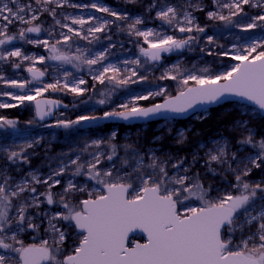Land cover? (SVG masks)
<instances>
[{
	"label": "snow or ice",
	"instance_id": "obj_1",
	"mask_svg": "<svg viewBox=\"0 0 264 264\" xmlns=\"http://www.w3.org/2000/svg\"><path fill=\"white\" fill-rule=\"evenodd\" d=\"M126 3L142 5L145 14L119 12L99 0H0V82L5 89L18 90H0V97L8 98L0 100V109L33 103L36 117L44 120L62 103L43 98L49 91L79 97L94 92L96 83L111 85V91L126 89L149 79L140 72L144 65L160 64L164 54L191 51L203 41L201 53L233 63L213 73L208 67L187 69L178 62L157 78L177 81L180 89L175 95L163 87L147 94L130 93L125 102L102 115L57 119L49 127L71 129L102 120L185 115L198 106L203 114L195 118L204 120L208 108L203 106L228 98L247 102L240 106L241 116L257 109L264 113V38L235 36L247 42L228 48L215 34H208L207 24L202 25L197 15L222 22L229 31L264 32V0ZM65 8L94 9L106 16L85 18L58 11ZM249 8L258 11L250 15ZM45 15L51 21L47 27L41 20ZM149 18L160 21L159 27H148ZM13 26L15 32L10 31ZM113 27L135 38L139 50L137 58L123 62V68L109 62L110 50L116 45L107 33ZM42 33L46 38H40ZM101 34L110 43L99 51L77 43L86 41L91 46L100 42ZM17 40L42 47L48 55L28 54L13 43ZM73 46L75 54H71ZM46 61L71 65L75 71L65 69L62 78L46 83V69L36 67ZM26 62L23 70L30 79L4 75L5 64L20 70ZM85 68L93 81L91 89L77 75ZM155 97H163V102L147 107L140 103ZM98 103L104 105L106 100ZM16 128L15 120L0 115V129ZM186 131L178 133V144L187 140ZM230 132V137L221 135L200 143L189 162L187 157L142 149L138 141L118 145L113 131L106 139L85 143L79 153L48 156L46 152V174L39 170L21 174L40 139L0 144V264H264V175L251 179L254 170L264 173V136L257 138L244 119L235 120ZM84 152L90 158L82 159ZM200 160L202 170H197ZM29 230L36 235L32 243H25L21 236ZM136 232L144 234L143 243L130 240Z\"/></svg>",
	"mask_w": 264,
	"mask_h": 264
},
{
	"label": "rangeland",
	"instance_id": "obj_2",
	"mask_svg": "<svg viewBox=\"0 0 264 264\" xmlns=\"http://www.w3.org/2000/svg\"><path fill=\"white\" fill-rule=\"evenodd\" d=\"M23 2H27V0H23ZM74 2L78 3H90L91 0H74ZM100 3L104 4L105 6L111 7L114 10L119 12L127 11L130 15H142L144 13V8L140 4H129L126 3V0H99ZM207 3V0H205ZM144 3L147 4L148 0H144ZM60 12H65L73 15H83L84 17L89 15H94L97 17L106 16L104 13L96 12L94 9H72V8H65L62 10H58ZM246 11L251 15L255 14L257 9H246ZM226 14V10H225ZM199 21L202 25L207 24L208 34L213 35L215 34L218 38V42L220 44H224L226 47L230 48L232 43H246L247 41L242 39L237 41L234 37H247V38H264V32H261L259 29L250 32V33H241L238 29L228 30L223 27L222 22H210L206 21V17L202 13H197ZM154 16V13L151 14ZM108 19H113L112 17H107ZM41 20L45 21L44 26L47 27L49 23H51L50 18H47L46 15L41 17ZM160 25V21L153 20L149 18L147 20L148 27L158 28ZM165 31L169 34L171 30L165 26ZM11 32L16 31V26L10 28ZM66 31V30H65ZM35 38V34H30ZM107 35L111 36V43H115V47L112 48L111 55L109 57V62L117 64L120 67H124L123 62L125 60H132L139 56V50L136 44L133 42L135 38H129L126 33H121L116 31L115 27L112 28ZM177 36L181 35L180 33H176ZM40 38H46L45 34H41ZM17 47H21L24 51L28 54H35V55H44L47 56L48 53L42 47H35L29 44H26L22 41H14L13 42ZM77 43L81 47H91L94 51H99L103 47L108 46L110 41L105 38L104 34H101V40L99 43H94L91 46L87 45L86 41H77ZM204 46V42L202 41L200 45L194 46L193 50L189 51L187 49L181 52H174L171 54H167L166 57L160 64L155 66L152 65H144V67L149 68L148 72H144V67L140 68V72L142 74L148 75L149 79L147 81L139 82L137 84H131L126 89H116L115 91H111L112 86L109 84L100 85L96 83L95 91L86 92L83 96L79 97H88L89 101L81 102L78 107L70 106L68 103L70 101H74L77 96L73 95L69 92H47L44 94V97L58 99L66 104L67 107L63 110L56 113L54 122L57 119H71V117H75L80 114H95V115H102L104 111H110L116 107L119 103L125 102L126 99L130 98V93L135 94H147L150 91H157L159 88H167L168 93L175 95L177 91L180 89V85L177 81H170V80H159L157 79L161 73L164 71L165 68L171 67L173 64L180 63L182 67L191 69L193 65H196L197 68L208 67L210 71L213 73H218L227 69L231 63L230 60L224 58H217L214 56H207L205 53L200 52V47ZM11 49L12 45L8 46ZM71 54H75V47L71 49ZM142 59V58H141ZM27 66V62L25 65L22 66L20 70H13L9 65H4V75L9 78L15 79H23L29 78V74L23 70L24 67ZM36 67L40 68L41 70L47 71V79L44 82H52L55 78H62L63 71L65 69L69 71H75L72 69L71 65H63L60 66L59 63L55 61H46L45 64L41 65L37 63ZM128 67H134V65H129ZM78 76L84 78L88 81L85 87L89 89L92 88L93 81L91 80L90 75L88 74V70L85 68L83 71L77 74ZM0 90L6 91H18L16 89H5L2 82H0ZM111 94L109 95V93ZM101 93H105L104 96H101ZM95 94V97L91 99L90 95ZM41 98V97H37ZM105 99L106 103L101 105L98 103V100ZM0 100L7 101V97H0ZM82 101V99H81ZM163 101V97H155L154 99H150L148 101H141L140 103L147 107L151 106L153 103H161ZM15 103L14 101H12ZM72 103V102H71ZM241 104H228L225 107L224 111L226 113L232 114L235 113L237 115V119H244L248 121L249 126L256 132L257 138L260 136H264V127L263 125L259 126V122L261 121L262 116L260 115L259 111L249 113L246 116H241V112L243 109L240 107ZM10 109H17L19 116L22 118H13L9 115L5 114L4 112ZM203 114V113H201ZM198 114V115H201ZM0 115H4L9 119H13L17 122L18 130H28V129H36L39 128L41 125L36 121L35 115V107L33 103L26 102L25 105H21L16 108H9V109H0ZM75 115V116H73ZM209 112L207 113V116ZM196 117V116H195ZM192 118L185 122V126L181 127L178 121L175 120H167L163 122L157 123L153 128H150V125L147 126H138L132 127L125 130L121 136H119V131L117 128H113L108 130L105 125L97 126V127H90V128H73L67 130H54V131H47L45 133H33L31 135L26 136H17L10 133L7 129H0V144H12L13 142L20 144L23 143L25 138L31 139H40V144L35 148L34 155L30 157V164L22 166V173H27L30 170H39L42 173H47L48 168L45 164L46 161V152L48 156H56L62 153H79L80 149L83 148L85 143H90L92 140H97L101 138H108L113 131L117 133L116 140L114 143L118 145H123L125 143H130L133 141H138L139 145L142 149H155L158 155H162L163 153H171L172 155H179L177 151L173 150V147L176 146L178 140V133L181 130H187L185 135L192 129V122L194 120H198L196 118ZM74 118V119H75ZM235 121V120H234ZM233 121V122H234ZM31 122V123H29ZM220 126L205 143H210L212 140L219 138L221 135L225 137L231 136V126ZM171 129V131H169ZM258 129L262 130L263 134L258 132ZM152 135H155L152 137ZM156 137H160L161 139L156 140ZM33 151V150H29ZM95 151V149H89V152ZM198 148L193 151L197 152ZM190 154L188 158L189 162H191L192 154ZM203 156V151L199 153ZM120 155H123V151L120 150ZM183 157L182 155H179ZM74 158V156H73ZM90 158L88 152H84L82 154V159ZM203 164V160H200L199 164L196 165L197 170H202L201 165ZM264 175L260 170H254L251 176V179L258 180L261 176ZM19 178V176L17 177ZM83 179V178H80ZM53 209L55 206H52ZM39 222V221H37ZM47 227V222L45 221L41 226V233L40 235L43 236V228ZM36 233L29 232L24 233L21 238L25 241V243H32L33 236ZM39 243V239L35 241Z\"/></svg>",
	"mask_w": 264,
	"mask_h": 264
},
{
	"label": "trees",
	"instance_id": "obj_3",
	"mask_svg": "<svg viewBox=\"0 0 264 264\" xmlns=\"http://www.w3.org/2000/svg\"><path fill=\"white\" fill-rule=\"evenodd\" d=\"M90 97L91 99H93L95 97V94L90 95ZM87 99H89V96L76 97L74 101H70V102L67 101V102H69L68 105L70 106L78 107L81 104V102L88 103L89 101H91V100L88 101ZM224 109H225L224 106L219 108H214L209 111V115L207 116L206 119L194 120L192 122L193 124L192 129L187 133V140L183 144H177L176 146H174L173 150L177 151V153L179 155H182L183 157H189L190 154L193 153V151L198 148V145L202 142H206L209 139V137L217 129H219L220 126L230 125L234 120L237 119V115L235 113L232 114L226 113ZM4 113L13 118H19V119L22 118L19 116L17 109H10L5 111ZM74 118L75 117H71V119ZM185 122L186 121H180L179 122L180 126L181 127L185 126ZM156 124L157 123L150 124V128H153ZM261 125L264 126V118H261V121L259 122V126ZM105 127L108 130L117 128L119 131V136L125 133V130L129 129V127L120 124L105 125ZM261 129H264V127H261ZM261 129H258V132L260 134H263ZM153 136L155 135H152V137Z\"/></svg>",
	"mask_w": 264,
	"mask_h": 264
},
{
	"label": "water",
	"instance_id": "obj_4",
	"mask_svg": "<svg viewBox=\"0 0 264 264\" xmlns=\"http://www.w3.org/2000/svg\"><path fill=\"white\" fill-rule=\"evenodd\" d=\"M166 55L167 54H164V58L166 57ZM56 63H59V62H56ZM46 79H47V75L43 78V81H45ZM43 98H49V97H43ZM38 99H42V98H38ZM49 99H54V98H49ZM54 100H58V99H54ZM234 103L242 105V104L247 103V102L238 101L236 98H228L227 100H222L219 104H216V105H205L203 107L208 108V112H209L210 110H212L214 108H219V107H223V106H226L228 104H234ZM63 105H66V104L64 102H62L61 106H59L57 108H54L53 109V114L49 115V116H46L44 118V120H40L39 118L36 117V121L41 125L39 128L28 129V130H18V129H7V130L10 133H12V134L18 132L19 135H17V136H26V135H31L33 133L41 134V133H45L47 131H54V130H67V129L58 128V127H55V126L49 127V125H54L55 124V122H54L55 115H56V113H58L59 111H61V110H63L65 108ZM250 107H254V106L250 105ZM201 113H202L201 107L198 106V108H197V110L195 112L190 111L189 113H187L185 115H175V114H171V113H164V114H162L160 116L153 117V118H151L149 120H142V119L134 120V121H123V120H119V119L102 120V121H97V122H93V123H90V124H84V125L76 126L74 128H82V129H84V128H90V127H97V126H103V125H115V124H120V125H124L126 127L131 128V127H135V126H137V127L138 126H147V125H150L152 123H159V122L166 121L164 119L165 116L169 117L168 120H175V121H178V122L187 121V120H190V119L194 118L196 115L201 114ZM259 113L262 116V118H264V113H261L260 111H259ZM71 129H73V128H71ZM136 237H141V238L144 239V234L143 233H139V232L130 234V240H133ZM137 241L141 242L139 240H137Z\"/></svg>",
	"mask_w": 264,
	"mask_h": 264
},
{
	"label": "bare ground",
	"instance_id": "obj_5",
	"mask_svg": "<svg viewBox=\"0 0 264 264\" xmlns=\"http://www.w3.org/2000/svg\"><path fill=\"white\" fill-rule=\"evenodd\" d=\"M88 16H86L85 18H87Z\"/></svg>",
	"mask_w": 264,
	"mask_h": 264
},
{
	"label": "built area",
	"instance_id": "obj_6",
	"mask_svg": "<svg viewBox=\"0 0 264 264\" xmlns=\"http://www.w3.org/2000/svg\"><path fill=\"white\" fill-rule=\"evenodd\" d=\"M132 241H135V240H132Z\"/></svg>",
	"mask_w": 264,
	"mask_h": 264
}]
</instances>
